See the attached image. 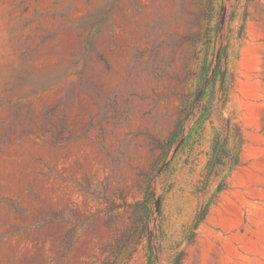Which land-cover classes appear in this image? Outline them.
<instances>
[{"label": "rangeland", "instance_id": "obj_1", "mask_svg": "<svg viewBox=\"0 0 264 264\" xmlns=\"http://www.w3.org/2000/svg\"><path fill=\"white\" fill-rule=\"evenodd\" d=\"M0 264H264V0H0Z\"/></svg>", "mask_w": 264, "mask_h": 264}]
</instances>
